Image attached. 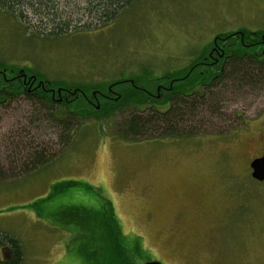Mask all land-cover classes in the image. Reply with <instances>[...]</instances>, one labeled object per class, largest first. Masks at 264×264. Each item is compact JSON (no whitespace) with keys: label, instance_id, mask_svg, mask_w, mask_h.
Returning <instances> with one entry per match:
<instances>
[{"label":"rangeland","instance_id":"obj_1","mask_svg":"<svg viewBox=\"0 0 264 264\" xmlns=\"http://www.w3.org/2000/svg\"><path fill=\"white\" fill-rule=\"evenodd\" d=\"M97 4L60 0L59 12L92 28L57 39L41 37L49 11L22 8L25 29L0 10L2 68L62 86L181 79L218 35L264 31V0H137L101 28L89 13ZM212 93L216 112L202 108L197 136L122 137L117 124L137 112L128 106L80 121L61 152L41 101L1 105L0 167L20 171L0 182V232L22 243V264H102L117 245L134 264H264V182L251 169L264 154V81ZM32 147L49 162L21 172Z\"/></svg>","mask_w":264,"mask_h":264},{"label":"trees","instance_id":"obj_2","mask_svg":"<svg viewBox=\"0 0 264 264\" xmlns=\"http://www.w3.org/2000/svg\"><path fill=\"white\" fill-rule=\"evenodd\" d=\"M59 1L0 0V10L14 18L25 29L27 26L22 25L23 23L19 20V17H24L22 8L27 7L38 11L40 14L43 11H49L46 14L48 19L46 21L48 25L50 24V31L45 36H41L42 38L50 36V39H57L91 30L92 26H79L82 21L72 20L73 18L66 16L65 12H59ZM136 1L97 0V6L95 9L89 8V13L96 16L97 26L101 28L114 23L123 11L130 8ZM91 5L93 4L88 3L87 6ZM41 21L46 26L43 20ZM72 26L76 31L69 34ZM31 35L40 37L36 29ZM241 35L244 37L243 40L250 44L245 46L244 43L240 42ZM263 37L264 31L252 34L245 30L218 35L213 43L206 48L207 52L205 49L203 59L193 62L192 70L184 73L181 79H176V74L168 73L159 79L152 77L123 78L105 86L89 87L87 84L62 86L46 80L37 72L32 71L33 74H30L14 65L2 68L0 64V106L13 102L15 104L17 99L21 97L27 100L41 101L43 109H46L47 113L50 114L49 119L56 124L57 130H60V136L56 132L59 141L57 145L61 146L60 152L71 142L82 124L80 121L111 119L117 114L125 112V108L128 106L134 107L137 112L131 113L124 122L117 124L118 134L122 137L138 140L197 136L203 129L201 127L203 125L202 108H206L207 112L208 110L216 112V109H212L210 100L215 95L212 90L220 82H229L238 86L264 81V46L261 44ZM224 38L228 40L229 45L224 49L226 58H220L219 62L223 64L226 62V67L224 69L212 66L204 67L201 63L204 62V59L210 61L209 53L214 48L220 49L226 44V41H223ZM254 48L257 49L253 50ZM220 53H223L222 49H220ZM145 79L148 81L147 83L144 82L146 86L142 84L143 86L140 88L149 90L151 94L156 93V82L161 81L168 84L173 82L172 95L162 96L159 99L151 98L146 90H139L136 87V84ZM114 87L116 89L120 87V89L114 90ZM100 94L109 96L111 99H102ZM95 100L99 103H94ZM90 103H94V105L92 106ZM98 105L99 110L97 109ZM31 150L32 153L25 160L26 163L21 168V172H28L29 169L30 171L31 169L36 170L37 167H44L49 162L47 149L32 147ZM18 171L20 169L11 168V171L7 173L5 168L0 167V182L15 178L14 176H18L16 175ZM116 228L117 226L114 229L116 230ZM93 235L96 234L93 233ZM106 247H109V244ZM117 250L112 252V255H106L105 260L101 263L134 264V259L130 258L122 247L117 245ZM23 256L22 243L14 236L0 232V264H22Z\"/></svg>","mask_w":264,"mask_h":264},{"label":"flooded vegetation","instance_id":"obj_3","mask_svg":"<svg viewBox=\"0 0 264 264\" xmlns=\"http://www.w3.org/2000/svg\"><path fill=\"white\" fill-rule=\"evenodd\" d=\"M240 38L241 39H239V41L242 42V43H244L245 46H247L248 44H250L249 42H245L243 40L244 37L242 35H241ZM262 39H263V41L261 42V44L264 46V37ZM223 41H226V44L223 45L220 48V49H222L223 53H220V49L219 48H214L212 50V52L209 53L210 61H207L206 59H204V62L201 63L202 65H204V67H206V66H209V67H211V66L212 67H221L220 69H224L226 67V62H224V64L219 62L220 61V58H222V59L226 58L225 57L226 53H225L224 49H225V47L227 45H229L228 40L226 38H224ZM172 84H173V82H170V84H168L167 82H161V81L156 82V93L155 94H153V93L151 94V92L149 90H146L145 88H140V87H137V88L139 90L140 89L141 90H146L147 94L151 98L159 99L162 96H167V95H170V94L172 95V88H173V85ZM151 91H153V88H151ZM112 93H113V91L111 92V94ZM114 95H115V93H114ZM99 96L102 99H111V97H109V96L107 97L104 94H102V95L100 94ZM95 97H96V95H95ZM94 103H97L98 104L99 102L97 100H95ZM94 103H92V104L90 103V105L93 106ZM97 109L99 110V105L97 106ZM263 156H264V154L261 157H263ZM261 157H259V158H261ZM259 158H256V159H259Z\"/></svg>","mask_w":264,"mask_h":264},{"label":"water","instance_id":"obj_4","mask_svg":"<svg viewBox=\"0 0 264 264\" xmlns=\"http://www.w3.org/2000/svg\"><path fill=\"white\" fill-rule=\"evenodd\" d=\"M252 178L258 182H264V156L256 159L251 164ZM147 264H161L159 262H151Z\"/></svg>","mask_w":264,"mask_h":264},{"label":"crops","instance_id":"obj_5","mask_svg":"<svg viewBox=\"0 0 264 264\" xmlns=\"http://www.w3.org/2000/svg\"><path fill=\"white\" fill-rule=\"evenodd\" d=\"M84 256H85V254H84Z\"/></svg>","mask_w":264,"mask_h":264}]
</instances>
